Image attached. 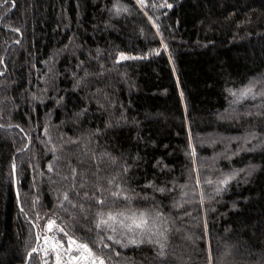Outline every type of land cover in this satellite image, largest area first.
I'll return each instance as SVG.
<instances>
[{
	"label": "trees",
	"instance_id": "trees-1",
	"mask_svg": "<svg viewBox=\"0 0 264 264\" xmlns=\"http://www.w3.org/2000/svg\"><path fill=\"white\" fill-rule=\"evenodd\" d=\"M14 2L0 0V264L36 246L41 264L49 220L107 264H161L157 244L130 243L141 212L167 264H264V0ZM97 213L116 219L97 228Z\"/></svg>",
	"mask_w": 264,
	"mask_h": 264
},
{
	"label": "snow or ice",
	"instance_id": "snow-or-ice-1",
	"mask_svg": "<svg viewBox=\"0 0 264 264\" xmlns=\"http://www.w3.org/2000/svg\"><path fill=\"white\" fill-rule=\"evenodd\" d=\"M8 2H9V0H5L6 4ZM136 3L143 7L145 5V0H136ZM161 6L162 7L166 6L167 8L173 7L172 4L167 3V0H165V3ZM12 7H15L14 0H12ZM116 10H117V12H120V11L127 12L128 11L127 8L121 9L119 7H117ZM12 31L19 32V29L13 28ZM17 43H19V41H17ZM165 48H166V45H165ZM156 54L158 55L159 53H156ZM143 58H146V57L127 56L123 52H121L119 54V58H118L117 62L124 61V60L143 59ZM0 63H3V60H0ZM81 63H83V62H81ZM2 74L3 73H0V75H2ZM86 76H87V73H85V77ZM83 79L84 78L76 80L74 87H81V86L86 87L87 86L86 84H82ZM250 92H251V88H248V89L243 90L240 93V95H241V97H244V96H247ZM232 95L235 96L236 93H232ZM181 97H183V93H181ZM58 103H59V101H58ZM100 107L103 108L104 105H100ZM86 111H87V109H83L82 112L78 113L77 115H82ZM122 120H124L123 115H121L120 120L116 121L115 125L113 123L109 122L105 125V128L107 129V128H113L114 126H118L120 124V121H122ZM95 135H97V136L100 135V130H97ZM192 154L195 155V151H193ZM105 155H108V154L106 153ZM113 162H114V158H113ZM13 170H15L14 164H13ZM49 170H51V166H49ZM123 170L126 173L128 171L127 166H125ZM73 172L75 173V169H73ZM249 174H251V173H249ZM233 178H234L233 176L226 177L225 179L221 180L219 183L223 186H226L229 183V181ZM111 182L112 181H109V183H111ZM81 187H83V185H81ZM146 187H154V186L150 183V184L146 185ZM154 190L157 192H160L161 194H164L166 192L165 187H156V188H154ZM167 191H171V189H167ZM221 191H222V188L218 187L216 189L217 195H219ZM113 195L117 196L118 193L114 192ZM87 197H88V194L85 193V198H87ZM64 199L65 200L69 199L67 193L64 194ZM124 199H128V197L125 196ZM97 202L100 204L104 203L102 200H99ZM201 203H203V194H201ZM73 206L75 207V205H73ZM174 206H177V205H174ZM81 210L83 211V205H81ZM97 216L100 217L99 222L96 224L97 228H100V226L102 224L106 225L109 220H115L116 219V217L113 216L111 213L108 214L107 220L103 218L104 213H97ZM162 216H163V213L159 209H157L156 217L160 218ZM131 219H132V225L129 226V231H131L132 227H135L137 229H144L146 231L143 233V235L146 237V239H141L139 241L133 239L130 241V243L142 244V243L147 242L148 244H157L159 246V249H158L156 255L161 258V264H167V254L165 252L166 245L164 243H162L160 241V239L153 240L152 236L155 235V233L152 232L151 228H148L149 214L146 212H141V213H139L138 217H136L134 214L133 217H131ZM54 226H55V221L49 220L47 223L48 231H52ZM205 227H206V225H205ZM57 230L64 233V235L66 237H68V248L64 249L63 243L59 239H54L53 242L49 245V247H46L43 250L45 257H47L49 255V252L54 253L55 254V264H105V259L97 256L93 252V249L91 247H89V245L87 243H78L71 236H68V233L63 228H58ZM166 231L167 230H165V232ZM177 231H179V229H177ZM159 235L164 240H167V236L165 235L164 232L159 233ZM107 239L112 240V237L108 236ZM115 242L120 243V241H115ZM45 244H48V237H45ZM104 247L107 248L108 245L104 244ZM36 252H37V249L33 248L31 250V252L28 253L29 259L32 257V254L36 253ZM73 253H77V254H73ZM117 255H118V253H117ZM63 256H67V260H64ZM43 264H49V261L47 259H43Z\"/></svg>",
	"mask_w": 264,
	"mask_h": 264
},
{
	"label": "built area",
	"instance_id": "built-area-1",
	"mask_svg": "<svg viewBox=\"0 0 264 264\" xmlns=\"http://www.w3.org/2000/svg\"><path fill=\"white\" fill-rule=\"evenodd\" d=\"M45 237H48V244H45ZM54 239H59L62 243H63V245H64V249H67L68 248V238H63L64 240H62L58 235H56V234H45V235H43L42 236V238H41V242H40V244H41V255H42V257H43V259H47L48 261H49V264H55V254L54 253H51V252H49V255L47 256V257H45V255H44V249L46 248V247H49V245L53 242V240ZM74 240H76L78 243H83V242H81V241H79V240H77V239H75V238H73ZM73 254H77V253H73ZM97 256H99V257H102V258H104L103 256H101V255H98V254H96ZM63 259L64 260H67V256H63ZM105 259V258H104ZM105 264H107V261H106V259H105Z\"/></svg>",
	"mask_w": 264,
	"mask_h": 264
},
{
	"label": "rangeland",
	"instance_id": "rangeland-1",
	"mask_svg": "<svg viewBox=\"0 0 264 264\" xmlns=\"http://www.w3.org/2000/svg\"><path fill=\"white\" fill-rule=\"evenodd\" d=\"M60 228L57 224H55V226L53 227V230L52 231H48L47 229V225L45 226V228H42L41 231H40V239L42 238L43 235L45 234H56L58 235L62 240H64L66 237L62 236V232L58 231L57 229ZM64 238V239H63ZM68 238V237H67ZM41 244L39 245L38 247V253L40 254V260H41V264H43V257L41 255Z\"/></svg>",
	"mask_w": 264,
	"mask_h": 264
},
{
	"label": "water",
	"instance_id": "water-1",
	"mask_svg": "<svg viewBox=\"0 0 264 264\" xmlns=\"http://www.w3.org/2000/svg\"><path fill=\"white\" fill-rule=\"evenodd\" d=\"M14 177H15V188H16V192H17V195H18V198H19V191H18V184H17V173H16V168L14 170ZM39 240V237L37 236V241ZM37 247V246H36ZM35 247V248H36ZM31 259V258H30ZM30 259L29 257H27V261H26V264H29L30 262Z\"/></svg>",
	"mask_w": 264,
	"mask_h": 264
}]
</instances>
